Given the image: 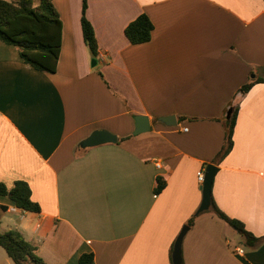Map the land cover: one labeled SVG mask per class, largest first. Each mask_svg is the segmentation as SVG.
Here are the masks:
<instances>
[{
  "label": "crops",
  "instance_id": "crops-1",
  "mask_svg": "<svg viewBox=\"0 0 264 264\" xmlns=\"http://www.w3.org/2000/svg\"><path fill=\"white\" fill-rule=\"evenodd\" d=\"M52 2L62 22L54 73L0 40V181H27L40 206L0 194V231L20 230L48 264L89 253V264H171L202 200L197 172L214 163L216 204L262 239L245 244L208 209L183 237V263L264 264V82L240 90L264 77V0H87L95 65L82 0ZM141 13L154 29L133 44L124 29ZM236 107L232 149L216 161ZM137 114L150 130L133 134ZM166 115L177 123L158 120ZM95 129L118 141L79 147ZM0 264H15L1 245Z\"/></svg>",
  "mask_w": 264,
  "mask_h": 264
},
{
  "label": "trees",
  "instance_id": "trees-1",
  "mask_svg": "<svg viewBox=\"0 0 264 264\" xmlns=\"http://www.w3.org/2000/svg\"><path fill=\"white\" fill-rule=\"evenodd\" d=\"M87 5V0H82L81 26L85 43L96 59L98 45L93 25L86 16ZM153 29L154 25L149 16L141 13L126 25L124 33L131 43L136 44L150 40ZM0 40L14 45L22 59L32 67L54 73L61 49L62 22L52 0H0ZM255 82H264V77H257L244 84L240 90L248 91ZM237 112L236 107L226 120L225 142L216 155V161L223 159L232 149ZM164 187L165 181L157 178L154 192L159 194ZM0 194L9 196L16 206L23 210H40L39 204L31 198L30 185L23 179L15 180L11 187L0 181ZM209 209L237 229L245 244L254 246L262 239L247 230L240 219L231 217L223 211L216 204L212 193ZM198 214L195 212L191 216L188 220L189 225H192ZM0 245L15 264H48L36 253V246L16 228L0 231ZM92 261V253L84 254L79 259L81 264H89Z\"/></svg>",
  "mask_w": 264,
  "mask_h": 264
},
{
  "label": "water",
  "instance_id": "water-1",
  "mask_svg": "<svg viewBox=\"0 0 264 264\" xmlns=\"http://www.w3.org/2000/svg\"><path fill=\"white\" fill-rule=\"evenodd\" d=\"M97 63L96 59H92V65ZM135 124L133 134H139L150 130L151 124L149 117L147 115L137 114L134 117ZM158 120L167 124L175 125L177 123L176 117L174 115H166L158 117ZM118 141V136L107 130V129H95L91 131L89 135L83 138L79 142V147L87 148L92 146H97L104 143H114ZM219 167L214 163L206 164L204 168V178L201 185L202 189V200L197 209V213L208 210L211 205V193H212V183L215 175L217 174ZM189 229V225H183L180 230L172 249L171 260L172 264H182V241L185 233Z\"/></svg>",
  "mask_w": 264,
  "mask_h": 264
},
{
  "label": "built area",
  "instance_id": "built-area-1",
  "mask_svg": "<svg viewBox=\"0 0 264 264\" xmlns=\"http://www.w3.org/2000/svg\"><path fill=\"white\" fill-rule=\"evenodd\" d=\"M101 58H103V55L101 54ZM185 130H187V127H184ZM158 166H160V164H157ZM203 178H204V168L200 169L197 172V179L198 181L202 184L203 183ZM239 252H243L242 248H238L237 249Z\"/></svg>",
  "mask_w": 264,
  "mask_h": 264
},
{
  "label": "rangeland",
  "instance_id": "rangeland-1",
  "mask_svg": "<svg viewBox=\"0 0 264 264\" xmlns=\"http://www.w3.org/2000/svg\"><path fill=\"white\" fill-rule=\"evenodd\" d=\"M94 59V58H93ZM91 63H92V61H91ZM31 264H33V263H31Z\"/></svg>",
  "mask_w": 264,
  "mask_h": 264
}]
</instances>
